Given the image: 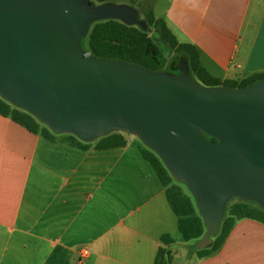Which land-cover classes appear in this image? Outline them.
<instances>
[{
  "label": "water",
  "instance_id": "1",
  "mask_svg": "<svg viewBox=\"0 0 264 264\" xmlns=\"http://www.w3.org/2000/svg\"><path fill=\"white\" fill-rule=\"evenodd\" d=\"M103 19L145 28L127 4L0 0V96L85 142L138 136L193 195L204 225L196 247L205 248L231 198L264 208V80L206 86L184 60L178 72L152 71L90 55L81 41Z\"/></svg>",
  "mask_w": 264,
  "mask_h": 264
},
{
  "label": "crops",
  "instance_id": "2",
  "mask_svg": "<svg viewBox=\"0 0 264 264\" xmlns=\"http://www.w3.org/2000/svg\"><path fill=\"white\" fill-rule=\"evenodd\" d=\"M109 1L151 10L215 78L264 73V0ZM123 136L124 146L80 148L0 115V264H76L82 249L87 264H152L159 248L167 264H264V223L250 218L199 256L143 146Z\"/></svg>",
  "mask_w": 264,
  "mask_h": 264
},
{
  "label": "trees",
  "instance_id": "3",
  "mask_svg": "<svg viewBox=\"0 0 264 264\" xmlns=\"http://www.w3.org/2000/svg\"><path fill=\"white\" fill-rule=\"evenodd\" d=\"M109 0H96V4ZM146 28L139 25H127L117 19H103L93 22L81 41L86 51L93 56L107 59L122 60L126 63L140 65L152 71L168 70L178 72L175 68L177 60H184L188 64L191 76L200 84L206 86H228L244 88L253 82L264 80V73H254L240 80H220L211 76L199 62L198 50L189 43H179L170 33L165 22L155 18L151 10L144 12ZM152 29V36L149 35ZM171 52V60L164 67V54ZM0 115L10 117L27 130L40 132L45 138L54 134L45 124L37 120L29 112L18 108L0 96ZM67 134V133H66ZM204 137L215 141V138L204 134ZM68 140L80 148H86L89 142L78 139L73 134H67ZM96 149H107L124 146L126 139L120 131L98 137L94 140ZM142 157L150 163L160 182L166 187L165 195L173 210L178 216V231L184 241L194 240L193 248L199 256H206L215 252L227 237L232 225L239 219L250 218L264 223V208L256 202L231 198L226 205L217 234L211 236V242L205 248H197L196 242L204 232L201 217L196 213V205L190 198L181 196L173 185V177L164 166L159 156L150 149L141 148ZM167 236L162 240L167 241ZM169 254L165 248H159L152 264H167Z\"/></svg>",
  "mask_w": 264,
  "mask_h": 264
},
{
  "label": "rangeland",
  "instance_id": "4",
  "mask_svg": "<svg viewBox=\"0 0 264 264\" xmlns=\"http://www.w3.org/2000/svg\"><path fill=\"white\" fill-rule=\"evenodd\" d=\"M94 3H96V0H89V5H93ZM114 3V2H113ZM117 4V3H116ZM138 11V20L144 22L145 21V16H144V10H137ZM137 25V24H135ZM147 26L145 25V28ZM149 35L152 36V29L149 28V31H148ZM171 55L172 53L171 52H166L165 51V54H164V67L167 66V64L169 63V61L171 60ZM122 134L124 135H127V136H132L136 141L139 142V144L141 146H143V148H147V149H150L148 148L142 141L141 139L136 136L135 134L133 133H130V132H125V131H120ZM64 134V137L65 138H68L67 134L66 133H63ZM85 142V141H84ZM93 142V141H91ZM151 150V149H150ZM153 151V150H152ZM154 152V151H153ZM170 185H173L175 187V189L178 191V193L183 196L184 198H190L191 200H193V202L195 203L194 201V198H193V195L191 194L190 190L188 189V187L186 186V184L180 182V181H177L175 179H173L170 183ZM196 205V204H195ZM197 208V207H196ZM196 213H198V209L196 210ZM199 214V213H198ZM200 216V215H199ZM191 245V244H190ZM193 245V244H192ZM190 246L191 248H193V246ZM180 248V247H179Z\"/></svg>",
  "mask_w": 264,
  "mask_h": 264
},
{
  "label": "built area",
  "instance_id": "5",
  "mask_svg": "<svg viewBox=\"0 0 264 264\" xmlns=\"http://www.w3.org/2000/svg\"><path fill=\"white\" fill-rule=\"evenodd\" d=\"M88 250L82 249L77 258L76 264H87Z\"/></svg>",
  "mask_w": 264,
  "mask_h": 264
}]
</instances>
